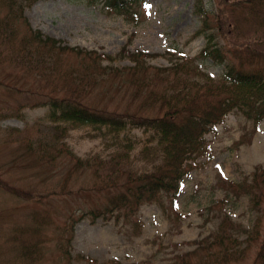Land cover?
Returning a JSON list of instances; mask_svg holds the SVG:
<instances>
[{"label": "rangeland", "instance_id": "obj_1", "mask_svg": "<svg viewBox=\"0 0 264 264\" xmlns=\"http://www.w3.org/2000/svg\"><path fill=\"white\" fill-rule=\"evenodd\" d=\"M222 2L139 0L125 14L109 10L105 0H0V264H68L62 253L67 237L60 229L72 224L69 217L77 220L82 212L105 204L113 191L100 193L94 189L100 180H108L100 175L108 173L105 167H87L85 162L84 167H76L73 157L90 159L93 164L99 158L107 161L120 153L127 168L121 174L126 175L129 167L136 172L150 169L143 151L155 145L149 143V132L142 129L127 126L113 135L105 128L81 127L67 132L60 147L64 153L54 161L41 159L33 149L50 143L54 126L48 119L51 86L44 75L55 73L31 71V67L39 59L44 63L38 67L41 69L82 73L91 59L78 51H87L114 59L103 61L102 67L124 68L133 66L129 54L139 51L147 56L148 66L168 68L176 56H197L206 43L202 35H197L201 20L206 15L212 26ZM36 33L42 40L56 41L55 48L47 45L36 53L32 42ZM214 42L221 43L219 35ZM123 49L127 54L122 56ZM195 64L214 79L224 72V64L202 59ZM154 74L151 71L150 75ZM62 83L55 78L51 85L61 92ZM105 89L112 98L100 99L93 92L88 98L92 107L139 112L140 99L132 100L127 84L110 80ZM95 90L99 93L104 87L99 85ZM142 112L149 117L161 116L157 108ZM254 131L252 122L237 112L230 113L205 136V154L189 162V174L180 183L179 197L163 195L162 204H145L128 221L99 218L91 223L92 217L87 216L76 222L68 248L70 264H87L77 260L78 256L91 259L93 264H171L175 255L194 250V241L215 231L218 218L209 213L215 205L234 223L251 229L256 213L247 199L233 198L218 187L217 179L220 174L227 182L240 183L254 168L264 171V120ZM128 140L131 144L121 150ZM15 190L27 191L31 198L18 199L12 195ZM260 207L264 212V203ZM35 217H40L39 224L34 222ZM38 225L35 231H39L41 259L29 263L15 250L13 238L16 229L26 232ZM260 226L262 233L264 218ZM37 238L23 237L27 242ZM244 238L239 237L243 241L240 248L246 246ZM259 244L260 239L248 247L245 264H251Z\"/></svg>", "mask_w": 264, "mask_h": 264}, {"label": "trees", "instance_id": "obj_2", "mask_svg": "<svg viewBox=\"0 0 264 264\" xmlns=\"http://www.w3.org/2000/svg\"><path fill=\"white\" fill-rule=\"evenodd\" d=\"M138 2L139 0H105L109 10L125 14ZM196 6L199 8L200 4ZM205 16L201 20V29L197 32V35L205 38L204 47L195 58L185 55L174 57L168 68L148 66L145 62L147 56L139 51L129 54L133 66L124 68L102 67L103 61L111 62L114 59L87 51H78L83 57L91 59L90 66H86L82 73H75L74 70L56 73L50 68L41 69L38 67L44 63L39 59L35 68L31 67V71L55 73L44 75L51 86L48 119L54 126L50 143L33 149L41 159L54 161L64 153L60 147L63 146L67 132L81 127L95 130L105 128L107 133L118 135L129 126L149 132V143H155L143 151V156L150 160L151 165L146 172H136L129 167L130 171L126 175L121 174L127 168L126 163H123L125 156L120 153L109 157L107 161L99 158L93 164L90 159L81 161L73 157L76 167H84V162L87 167H105L108 173L100 175H105L108 180H100L94 189L100 193L109 192L107 189L113 191L107 196L105 204L82 212L77 220L69 217L68 222L72 224L60 229L67 237L62 253L68 264L72 260L68 248L76 222L87 216L92 217L91 223L99 218L128 221L137 214L141 206L162 204L163 195L167 198L179 197V183L189 174V162L207 151L205 134L212 132L233 111L252 121L255 129L264 119V0H223L212 26ZM216 35L220 36L221 43L214 42ZM32 42L36 53L46 49L44 46L47 45L55 48L56 43L54 40H42L38 33L34 34ZM65 49L75 52L74 49ZM59 51L62 52L60 49ZM121 54L123 56L127 52L123 49ZM198 59L224 64L223 74L218 79L212 78L195 64ZM151 71L155 72L154 76L150 75ZM55 78L63 82L61 92H57L56 87L51 85ZM110 80L127 84L132 89V100L140 99L139 112H108L90 105L88 98L93 92L100 99L112 98L105 89V86L109 88ZM157 84L161 87L157 88ZM99 85L104 87V91L97 93L95 89ZM58 93L61 96H57ZM151 108H157V114L161 113V116L149 117L142 112ZM130 144L129 140L123 143L121 150ZM123 176L127 178L124 179ZM217 185L233 198L241 196L247 199L256 213L252 228L245 229L234 223L215 205L209 211L210 216L218 218L215 231L194 241V250L175 255L171 264H245L243 261L248 247L259 239L260 244L251 264H264V230L261 233L260 226L261 219L264 218L260 207L264 203V171L254 168L250 176L240 183L227 182L220 177ZM15 191L12 195L18 199L31 198L27 191ZM39 219L40 217H35L34 222L39 224ZM136 224L140 227L139 221ZM38 228L39 225L27 228L26 232L22 229L15 230L13 241L20 249L15 250L23 261L27 262L26 259H29V263H32L41 259L40 241L37 238L39 231H35ZM241 235L245 236L244 248H240L243 243L239 240ZM24 236H36L37 239L27 242L23 239ZM77 260L93 264L86 257L78 256ZM105 264L119 263L108 261Z\"/></svg>", "mask_w": 264, "mask_h": 264}]
</instances>
